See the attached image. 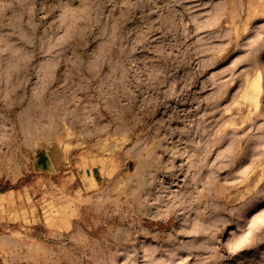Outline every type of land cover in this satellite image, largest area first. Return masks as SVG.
<instances>
[{
    "label": "rangeland",
    "instance_id": "374dc122",
    "mask_svg": "<svg viewBox=\"0 0 264 264\" xmlns=\"http://www.w3.org/2000/svg\"><path fill=\"white\" fill-rule=\"evenodd\" d=\"M0 179V264H264V0H0Z\"/></svg>",
    "mask_w": 264,
    "mask_h": 264
},
{
    "label": "crops",
    "instance_id": "0c3cea01",
    "mask_svg": "<svg viewBox=\"0 0 264 264\" xmlns=\"http://www.w3.org/2000/svg\"><path fill=\"white\" fill-rule=\"evenodd\" d=\"M57 152V150H55ZM47 153L46 158H38L37 161L32 160L30 165L32 168L39 169V171H45V173L49 172H57L63 167V162L61 158H57L56 155L54 158ZM35 162V163H34Z\"/></svg>",
    "mask_w": 264,
    "mask_h": 264
},
{
    "label": "trees",
    "instance_id": "16d2710c",
    "mask_svg": "<svg viewBox=\"0 0 264 264\" xmlns=\"http://www.w3.org/2000/svg\"><path fill=\"white\" fill-rule=\"evenodd\" d=\"M30 170L35 172V170H34L31 166H30ZM36 172H37V171H36ZM1 179H2V178H1ZM1 179H0V180H1ZM21 179H22V178H19V179L17 180V182H20ZM5 181H7V180H5ZM11 187H15V185H14V184L10 185L9 182H5V185H0V191H5L6 189L11 188Z\"/></svg>",
    "mask_w": 264,
    "mask_h": 264
}]
</instances>
